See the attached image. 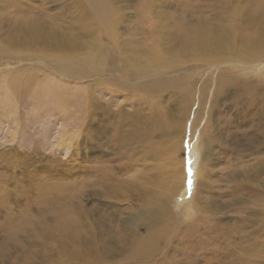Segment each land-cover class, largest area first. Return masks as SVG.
I'll list each match as a JSON object with an SVG mask.
<instances>
[{
    "label": "rangeland",
    "instance_id": "374dc122",
    "mask_svg": "<svg viewBox=\"0 0 264 264\" xmlns=\"http://www.w3.org/2000/svg\"><path fill=\"white\" fill-rule=\"evenodd\" d=\"M146 2L153 4L149 7ZM111 3L116 15L112 36L103 32L83 0H0L3 42H12L9 38L26 22H36L46 29L59 26L62 28L59 31L67 36L74 33L84 46L93 40V56L98 50L105 51L101 78L64 79L41 58L51 59V52L44 50L28 58L5 48L4 44L0 46V75L26 67L62 82H56L58 94L54 91L43 94L41 85L24 86L28 92L22 94L19 87L23 86H17L14 93L4 76H0V264H102L91 260L94 255L106 260L103 264H264V143L251 146L241 157L233 153L235 144L228 137L217 140L213 146L211 143L214 154L206 166L209 174L204 172L205 168L197 181L191 176L190 192L183 199L186 202H182L175 189L182 172L181 162L183 173L188 172L187 160L191 155L196 158L192 163L194 171L203 164L200 136L213 88L205 92L207 98L202 103L198 88L209 73L215 76L220 67L203 68L206 74L196 79L193 102L181 119L178 118L181 108L172 94L162 97L154 114L137 102L135 107L140 104L142 114L150 116L147 127L152 129L150 139L137 148L124 150L122 141L116 146L106 136L103 141L89 137L85 109V98H92L111 100V110H120L122 96L127 97L128 93L120 94L108 89V84L99 83L114 82L113 74L118 75L120 66H127L130 46L135 44L148 50L136 54L134 60L145 56V62H150L152 48H166L172 43L173 49L166 50L175 51L174 36L183 30L182 34L186 35L198 26L221 31L222 26L228 25L235 27L237 35L248 32L258 25L264 26V0H112ZM19 4L20 9L13 10ZM21 36L22 33L15 38V43ZM189 59L178 60L179 65L186 67L193 62L205 66V62ZM248 67L236 62L226 65L234 76L237 74L232 72ZM45 81L41 76V82ZM123 81V85L128 84ZM232 99L229 95L219 98L218 106L210 114L212 118L207 119L213 137L218 138L219 131H223L225 138L229 126L226 121H233L238 112ZM122 110L131 111V106L123 105ZM176 120L177 130L173 126ZM248 138L254 137L251 134ZM102 168L115 174L113 182H116L104 186L113 185L114 194L111 192L108 201L109 208L115 211L112 222L117 230L110 235L111 241L103 251L89 255L90 236L97 245L103 241L98 236V217L106 209L91 197L95 191L101 192V188L88 186L97 180L96 171ZM135 172H144L148 182L145 179L143 184L133 179ZM141 193V202L134 200ZM203 201L208 205L201 210ZM124 206L133 207L129 217L132 216L130 222L134 219L135 222L131 233L121 236L118 224L127 216L122 212ZM163 216L170 219L173 229L162 238ZM195 219H202L203 224H194V228H202L198 236L203 240L198 246H188L181 232ZM95 221L98 226L94 232L90 223ZM51 227L57 231H50ZM147 231L156 242L155 253L149 260H130L135 239ZM193 247L195 250L191 252L189 249Z\"/></svg>",
    "mask_w": 264,
    "mask_h": 264
},
{
    "label": "bare ground",
    "instance_id": "6f19581e",
    "mask_svg": "<svg viewBox=\"0 0 264 264\" xmlns=\"http://www.w3.org/2000/svg\"><path fill=\"white\" fill-rule=\"evenodd\" d=\"M83 1L85 5L92 10L97 23L103 32L106 35L110 34L112 36L113 29L115 27L113 25L116 18V15L112 11V9H115L111 3L112 0ZM146 4L150 7L153 3L146 2ZM20 5L21 4L15 6L16 9L13 10L20 9ZM26 5L27 3L25 6ZM45 27L46 26L42 27V23L26 22L12 38H9L12 42H3V40H0V46L1 44H4V46H6L5 48L15 50V53L22 55L23 57L28 55V58L33 57L32 55H39L44 50H47V53L51 52V59H48L46 56H42L41 58L45 60V65H49L50 69L64 79H70L76 76L78 78H92L94 76L101 78L103 76V70L105 68V58L103 53L105 51L103 49H97V54L93 56V53L95 52V48L93 47L95 44H93V40L89 45L84 46L81 41L79 42L78 39L75 38L76 35H74V33L70 32L71 34L67 36L68 34L65 33L66 35H64L63 31H59L60 29L62 30L59 26H56V29H46ZM234 28L227 25L222 26L221 31H216L215 28L204 25V27H196V30L194 31L189 30V34L186 35L182 34L184 30L181 33L177 32L176 36H174V39H176L173 41L175 42V45H173L175 51L166 50V48L173 49L172 43L168 44L166 48H152L151 52L153 53V58L150 62H145V56L139 60H134L133 58H135L136 54L145 53V51L148 50H144V48L135 44L130 46L127 50L128 52L130 51L129 55H131V57L126 63V67L120 66L118 75L113 74L114 82L99 83L100 85L108 84L110 86L108 89L119 92L120 94H123V91H125L128 93V96H122V107L118 112L111 110V100L108 102L101 99L92 100V98H85L88 136L92 138L97 137L100 141H103L102 138L106 136L108 138L107 140L112 139L116 146H118V143H121L122 141L124 150L130 147L137 148L141 146L140 144L149 140L152 135V129L147 127L150 116L142 114V109L147 107L154 114L155 107L160 102L162 97L168 93L175 96V103L181 108V113L178 118H183L189 111V107L193 102L192 97L196 93V79H199V77L206 74L205 71H202L203 68H207L209 66H217L215 68L220 67V71L217 72L215 76H213L212 73H209V75L201 83L198 88L200 96H198V98L202 103L205 98H207L205 92L207 94L209 88H213L212 101L207 119L211 116V113H214L213 108L218 106V99L223 97L228 98V95L233 98L232 100L238 112L236 110L237 113L234 114V117L232 118L233 121H226L229 126H227L225 138L224 133H222L223 131H219L221 134H219L218 138L213 137L211 135V131L213 130L211 128V122L206 119L200 136L201 146L199 145L204 151V161L201 166L199 165V170L196 169L198 170V174H196V170H193L195 167L193 168L192 163L196 158L194 159L192 155L189 156L187 160L189 166L188 172L185 171V173H183L185 169L183 170V163H180L182 166V172L180 176L177 177L178 182L175 189L176 193L180 195L182 202H186L183 199L190 192L188 178L190 180L191 176H193L194 181H197V178H201L202 176L200 172L203 174L202 170H206L207 164L211 163V158L209 157L211 154H214V150L211 148V143L213 146V144L217 143V140L220 141L222 139L221 141H223V139L228 137V141L235 144V151H233V153H235V155H239L240 157L243 156L241 153H247L250 151L251 146L258 143L261 144V142L264 143V26L258 25L248 32H241L239 35H237ZM70 30H72V28ZM21 33L22 36L15 43V38ZM152 39L154 40V37ZM36 44L37 47L33 48L32 46ZM157 45H161V43H157ZM241 48H243V50L238 52ZM76 49H84V51L76 52ZM120 49L123 48L121 47ZM160 56H163L162 60L160 59ZM189 58L202 61L203 63L205 62V66L199 67L193 65V62L186 67L179 65L180 62L178 60L181 59L185 62L190 60ZM229 62H236L249 67L239 72H232L237 74L234 76L230 74L231 72H229L226 68V65H228ZM123 68L126 70H123ZM0 76H4V79L7 81L8 88L14 93L18 88L17 86H23L19 87L22 94H27L28 92L24 86L34 87L37 85L44 87L43 94H46V92L51 93L53 91L58 94V83H62L52 77H49L48 75H42L41 73L38 74L32 69H28L26 67L10 73L6 72ZM41 76H43L46 80L44 83L41 82ZM212 78H214V80H212ZM123 80H126L128 84L123 85L121 83H125ZM100 89H105V87H101ZM21 93L19 92L18 94ZM131 93L134 94L133 97L130 95ZM137 102H140L143 108L140 104L138 107H135ZM123 105L131 106V111L125 110L124 112L122 110ZM173 126L177 130L179 127L178 120L174 122ZM216 129L219 130V128ZM251 134L254 138H248V135ZM189 169H191V173H193V175H190L191 173L189 174ZM256 170L259 171L258 168H256ZM96 172L98 173L97 180L89 183L88 186L101 188V192L99 193L94 190L95 192L91 197L97 201L99 205H104L106 211L101 213L98 217L100 220L99 229H97L99 233L98 236L101 239L103 238V241L97 245V242L92 240V236H90V244L87 247L89 255L103 251L105 246L111 241L109 239L111 237L110 235L112 233H116L117 230L114 228V223L112 222L115 211L109 208L110 202L108 201L111 199L109 196L111 197L112 193L114 194L111 190L113 185L110 188L104 186L106 183L109 184L116 182V180L113 182L115 174L113 170L108 168H102L100 171ZM204 172L209 174L208 169ZM229 176L230 173L228 174V177ZM134 178L139 180L140 183H143L146 179L144 172H135L133 179ZM147 182L148 180L146 179V183ZM131 184L134 185L135 183L131 182ZM116 189L117 188H115V190ZM90 190L91 189H89V191ZM145 193L147 194V192ZM227 194L228 192L226 195ZM141 198L142 193L141 196L135 197L134 200H139V202H141ZM202 199L203 198H201V200ZM180 202L177 203L181 204ZM207 205L208 203L203 201V207L201 210L207 208ZM132 209V206H124V209H122V212H126L127 216H124L125 219L120 220V224H118V228L122 232L121 236L131 233L132 231L133 226L131 225L135 222V219L130 222V218L132 216L129 217V215L131 214L130 211ZM164 212L167 214L166 210H164ZM91 218L93 217L91 216ZM163 218L165 220L161 227V234L163 235L162 238L168 235L169 229H173V224L169 221L170 219L167 216H163ZM201 220L199 219L196 221L195 219L193 223L189 224L181 232V236H184V238H182L188 240L186 242L188 246H198L202 243L203 239L198 236L202 228H200L201 230L194 228V224L202 223ZM90 224L92 230H96L98 226L97 221L91 222ZM50 231L57 230L56 228L51 227ZM66 232L69 233L70 231ZM155 243L156 242H153L152 234L147 231L145 235L135 239L130 249L132 252L129 259L133 261H136L137 259L149 260L156 251ZM200 247H198L199 250ZM189 250L193 252L195 248L193 247ZM109 258L110 256H108V259ZM91 260L96 263L102 262V264L106 262V260L101 259V257L99 258V255H94Z\"/></svg>",
    "mask_w": 264,
    "mask_h": 264
},
{
    "label": "snow or ice",
    "instance_id": "6c2138e0",
    "mask_svg": "<svg viewBox=\"0 0 264 264\" xmlns=\"http://www.w3.org/2000/svg\"><path fill=\"white\" fill-rule=\"evenodd\" d=\"M191 173V169H189V174ZM188 184L191 185V180L188 181Z\"/></svg>",
    "mask_w": 264,
    "mask_h": 264
}]
</instances>
